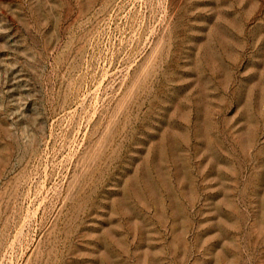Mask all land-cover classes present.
<instances>
[{
    "label": "rangeland",
    "instance_id": "374dc122",
    "mask_svg": "<svg viewBox=\"0 0 264 264\" xmlns=\"http://www.w3.org/2000/svg\"><path fill=\"white\" fill-rule=\"evenodd\" d=\"M0 264H264V0H0Z\"/></svg>",
    "mask_w": 264,
    "mask_h": 264
}]
</instances>
